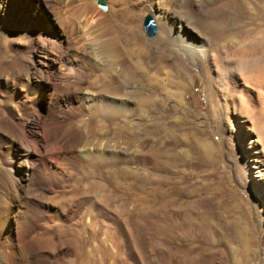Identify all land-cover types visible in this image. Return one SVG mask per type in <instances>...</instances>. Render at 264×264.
Returning a JSON list of instances; mask_svg holds the SVG:
<instances>
[{
	"label": "rangeland",
	"instance_id": "374dc122",
	"mask_svg": "<svg viewBox=\"0 0 264 264\" xmlns=\"http://www.w3.org/2000/svg\"><path fill=\"white\" fill-rule=\"evenodd\" d=\"M102 2L49 8L46 22L62 39L77 30L80 11H109ZM207 4L201 31L218 49L207 66L183 65L124 20L112 22L119 58L139 57L144 69L129 86L132 115L99 130L121 161L91 175L79 161L52 188L25 183L23 144L3 131L23 99H38L47 114L50 85L30 71L36 62L25 61L24 38L0 42V264H264V0ZM140 26L145 39L154 35ZM56 77L62 92L76 86ZM97 83L94 76L77 93H93ZM140 96L153 103L148 115ZM72 119L63 125L81 131L87 117ZM26 123L34 132V120Z\"/></svg>",
	"mask_w": 264,
	"mask_h": 264
},
{
	"label": "bare ground",
	"instance_id": "6f19581e",
	"mask_svg": "<svg viewBox=\"0 0 264 264\" xmlns=\"http://www.w3.org/2000/svg\"><path fill=\"white\" fill-rule=\"evenodd\" d=\"M77 1L59 0V4H55L52 0H0V42H5L9 36L26 40L25 61L34 59L35 67L30 71L50 85L47 87L51 90V101L55 102L47 114L42 111L38 99L35 106H28L23 99L9 109L10 123L3 131L16 136L23 144L26 175L23 180L30 185L39 182L50 188L58 186L72 177V170L79 161L88 175L121 161L116 149L106 144L112 139L99 130L106 121L132 115L131 103L135 99L131 92L129 94V86L134 77L144 74V69L139 57L129 56L123 60L117 55L114 20H124L150 48L177 57L183 65L207 66L209 60L218 55L217 47L201 31L206 19V12L201 14V11L207 10V0H188L184 13L178 9L181 0H108L109 11L94 6L93 16L89 17L85 11H80L74 23L77 30L70 29L57 40L54 28L46 22L50 17L48 9L56 8L59 14L58 5L70 6ZM145 15L155 22L154 35L149 39H145L140 26ZM63 19L67 23L68 18ZM105 35L111 38H103ZM130 67L134 71H130ZM60 75L76 86L62 92V86L55 81ZM94 76L98 80L95 91L79 95L76 88ZM62 96H65L63 101L59 100ZM145 103L149 106H144ZM137 105L141 115H148L153 109L147 97L140 96ZM77 115L87 117L79 121L81 131L71 124L63 125ZM30 117L34 120L32 133L27 130L26 123ZM59 127H63L59 134L50 133L51 128ZM81 141L84 143L78 147ZM13 162L8 159L9 165Z\"/></svg>",
	"mask_w": 264,
	"mask_h": 264
},
{
	"label": "water",
	"instance_id": "95a60500",
	"mask_svg": "<svg viewBox=\"0 0 264 264\" xmlns=\"http://www.w3.org/2000/svg\"><path fill=\"white\" fill-rule=\"evenodd\" d=\"M98 3L103 6L102 0H98ZM142 27L146 35H151L155 31L154 22L149 15H145L142 20Z\"/></svg>",
	"mask_w": 264,
	"mask_h": 264
}]
</instances>
